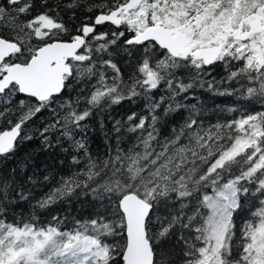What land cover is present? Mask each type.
<instances>
[{
  "label": "snow or ice",
  "instance_id": "obj_1",
  "mask_svg": "<svg viewBox=\"0 0 264 264\" xmlns=\"http://www.w3.org/2000/svg\"><path fill=\"white\" fill-rule=\"evenodd\" d=\"M0 264H264V0H0Z\"/></svg>",
  "mask_w": 264,
  "mask_h": 264
},
{
  "label": "trees",
  "instance_id": "obj_2",
  "mask_svg": "<svg viewBox=\"0 0 264 264\" xmlns=\"http://www.w3.org/2000/svg\"><path fill=\"white\" fill-rule=\"evenodd\" d=\"M208 102L211 103V101H208ZM217 103H221V101L218 100Z\"/></svg>",
  "mask_w": 264,
  "mask_h": 264
}]
</instances>
